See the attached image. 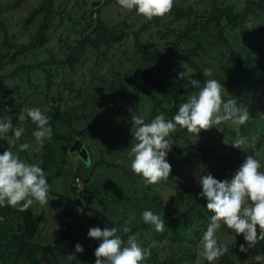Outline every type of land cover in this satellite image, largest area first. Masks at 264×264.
<instances>
[{
	"label": "rangeland",
	"instance_id": "374dc122",
	"mask_svg": "<svg viewBox=\"0 0 264 264\" xmlns=\"http://www.w3.org/2000/svg\"><path fill=\"white\" fill-rule=\"evenodd\" d=\"M247 0H175L177 4L192 6L196 11L210 8L213 4L227 6L235 5L241 9ZM45 0H0V53L6 55L0 62V121L16 120L24 109L38 107L46 115L51 110L54 99L61 98L58 103L68 114L65 121H74L77 130H87L85 137L79 138L89 150V161H84L78 153L71 154L62 149L61 143H54L46 153L45 146L36 145L32 135H27L28 128L15 146L7 138L0 139V154L7 149L19 155L29 164H38L46 173L50 185L48 204L34 203L31 213L39 221V232L34 244L42 247L43 264H95V249L100 241L90 239L88 230L93 227H117V233L123 239L127 235L138 234L142 247L157 253L161 259H168L184 251V243L173 241V231L170 228L172 215L179 210H185L191 197L198 201L204 200L198 196L201 191L199 180L202 176L211 174L215 178L222 169L211 173L210 169L201 163L200 147L207 149L220 143L223 153L234 154L238 159L252 155L261 161L264 171V140L255 145L246 142L241 149L232 146L241 137L239 126L231 121L223 123L208 131L201 130L198 136H183L177 143L170 135L168 139L173 144L166 159L171 164L169 180L157 185L145 186L141 177L132 173L131 157L129 155L133 141L134 126L131 117L140 115L150 122L151 106L140 105V114H136L133 104L136 100H126L120 94V88L125 81L136 77L133 85L126 88L130 94L142 79L141 54L136 49L137 35L141 40L166 45L158 39L157 30L151 28L143 32L150 21L138 16L135 11L122 9L117 0H57L54 5L50 23V31L46 35L47 42L37 46L41 27L46 23V15L41 14L32 18L33 11L39 9ZM94 4L100 5V20L105 21L110 28L129 27L128 37L122 43L112 44L109 49L101 46L100 50L88 49V52L73 62L67 61L73 49L82 44L86 34H91L95 26H90L92 11L97 12ZM57 17V18H56ZM167 16L162 22L170 28H183L186 22L175 23ZM30 21V23H28ZM128 22V23H124ZM251 26V29L249 28ZM264 26V14L252 18L245 33L256 34ZM230 33V32H229ZM263 38H252L242 35L239 38L248 49L259 53L264 51ZM234 41V39H231ZM211 38L204 42L206 54L202 52V69L211 70V76L221 80L224 73L220 70L223 59L222 51L225 45H212ZM32 45L30 50L17 55V60L11 61L14 53L21 51L23 46ZM83 45V44H82ZM242 47V46H241ZM162 51H164L162 49ZM228 57L231 53H228ZM168 69L178 68L180 64L167 65ZM52 73V87H47V74ZM177 73V78H178ZM94 81L96 88L90 83ZM169 83L157 91L167 109L173 104L168 92ZM98 91V92H97ZM96 92V96H94ZM45 95H48L46 102ZM95 97V98H94ZM250 112L259 113L258 109L245 106ZM250 115V113H249ZM16 117V118H15ZM29 120L25 121V126ZM227 126V129L224 127ZM233 129L234 134L226 136V130ZM183 129L177 127L178 134ZM10 136L11 134H5ZM30 139V141H29ZM20 143L30 145L27 151H19ZM186 155H182L175 148ZM75 176H79L84 189L89 190L90 197L75 195L72 190ZM5 207H0L4 212ZM151 210L165 221V230L156 232L153 226L145 224L142 213ZM131 232H123L124 221ZM203 235V234H202ZM192 238L186 245L191 247L192 260L195 264H208L202 256L200 240ZM218 242L226 244L228 249L235 248L236 235L226 226L216 233ZM83 246V253L75 252V245ZM74 254L76 259L69 260L67 256ZM257 257H261L257 260ZM222 258V257H221ZM219 260L213 264L220 263ZM239 264H264V255L248 256L238 260Z\"/></svg>",
	"mask_w": 264,
	"mask_h": 264
},
{
	"label": "trees",
	"instance_id": "16d2710c",
	"mask_svg": "<svg viewBox=\"0 0 264 264\" xmlns=\"http://www.w3.org/2000/svg\"><path fill=\"white\" fill-rule=\"evenodd\" d=\"M56 2L57 0H45L39 9L32 13V18L41 14L46 15V23L40 29L37 46L47 42L46 35L51 28L49 21ZM93 6L97 9V12L92 11L89 25L95 26L94 31L85 35L82 40L83 45L79 44L80 46L77 49H73L72 54L67 59L69 62L84 56L88 49L100 50L101 46L109 49L112 44L122 43L128 37L129 32L125 31L129 27L128 24H124L121 29L108 27L105 21L100 20V5L94 4ZM262 14H264V0H247L241 9H237L235 5L221 6L213 4L210 8H205L199 12L190 5L183 6L174 2L170 14L164 18H154L143 29V32H148L149 29L155 28L158 39L166 42V45H163L164 47L145 42L141 40V34L137 35L136 49L142 57L140 62L142 84L140 82L138 90L135 87L130 94L126 91V88L133 85L136 77L134 79L132 77L131 80L125 81L120 88L121 96H124L126 100H136L133 109L136 114H140L139 109L143 103L142 97L144 94L146 97L145 105L149 106L150 104L152 109L150 121L162 112L165 114L166 119H172L179 106L186 102L191 95L197 93L198 89L192 88L187 80L177 78L178 68L168 69L167 65L181 64L182 71L191 70L192 78L200 81L201 84L204 80L216 79L215 77L204 76L201 61L197 60V58L203 59L202 52L203 54L207 53L204 42L209 37L213 42L212 45H225L227 48V50L222 51V57L228 60H222L220 65V70L224 73V76L221 80H218L225 88L224 100L234 97L237 98L240 106H250L259 110V113L248 110L250 113L249 120L246 124L239 126L241 137H246L248 142L255 145L261 144L264 140V51L256 53L248 49L243 45L242 39L239 38V33L244 36L250 35L252 38H263L264 26H260V30L256 34H252L251 31L248 34L245 33L250 20ZM167 16L173 18L172 22H186L187 25L183 28H170L166 22L162 25V19L164 20ZM124 23L128 22L124 21ZM231 39H234V41H231ZM31 47L32 45L23 46L21 51L14 53L10 62L17 60L18 54L30 50ZM228 53H231L230 57L227 56ZM0 54L2 58L6 57L3 52ZM3 63L0 62V67ZM51 76L52 73L47 74L46 85L48 89H51L53 84ZM166 82L169 83L168 92L173 104L171 109L164 107L157 94L159 89L165 88ZM94 84V81L90 83V85H93V89L96 88ZM94 96H96V92ZM45 98L47 102L48 95H45ZM52 102L50 104L51 110L46 115L50 118L53 136L51 141L44 143L46 153L49 152L54 143L58 142L61 143L64 151H68L70 146L79 138L85 137L87 130L75 129L73 120L65 121L64 116L68 112L62 110L58 104L62 102L61 98L54 99ZM25 127H29L27 135H31L35 129V125L30 120ZM224 129H227V126ZM226 131L228 137L234 134L233 129ZM191 134L183 129L178 134L171 133L170 135L178 143L180 136H191ZM32 138L34 137L32 136ZM218 147H220V143L208 149L207 147H200L198 153L201 155V163L206 168L208 167L213 174L216 169H222L220 173H217L216 179L231 181L246 158L238 159L234 154L223 153V150ZM175 148L182 155H186L179 149L178 144ZM75 179L72 186L75 195L90 197L88 189L76 193ZM187 193L191 203L188 204L185 210H179L172 215L170 221V228L175 238L173 241L183 242L185 245L184 251L180 250L168 259H161L157 253L151 252L150 258L144 261L143 264H195L192 260L191 247L185 243H189L192 238L198 239L206 231L212 213L206 209V199L196 201L191 197L189 190ZM38 232L39 221L33 217L31 206L24 212L6 206L4 212H0V264H43L42 247L34 244ZM241 244L246 245V242L243 236L239 235L235 242V248L229 249L218 264H239L238 260L240 258L264 255V241L257 243L247 253L239 250Z\"/></svg>",
	"mask_w": 264,
	"mask_h": 264
},
{
	"label": "clouds",
	"instance_id": "9594fccd",
	"mask_svg": "<svg viewBox=\"0 0 264 264\" xmlns=\"http://www.w3.org/2000/svg\"><path fill=\"white\" fill-rule=\"evenodd\" d=\"M175 0H117V4L126 11H135L146 21L154 18H164L170 14ZM251 29V26L249 25ZM211 70L205 69L204 76H211ZM180 80H187L198 92L182 103L172 119H166L162 112L150 122L140 115L131 117L134 126L133 141L129 155L131 171L141 177L145 186L157 185L169 180L171 164L166 157L172 149L168 139L171 133L186 129L189 133L199 135L201 130L208 131L216 126L231 121L233 125L241 126L249 120V112L245 106L238 104L237 98L224 100L225 88L216 79L200 81L192 78L191 70L178 73ZM18 124L11 119L0 121V139L7 138L15 146L25 134V121L30 120L35 129L31 135L36 145L43 146L51 141L53 131L50 118L38 107L24 109L17 116ZM10 131L12 135L6 136ZM247 142L246 137H238L232 146L241 149ZM28 143H20L19 151L29 149ZM261 161L248 155L231 181L216 179L208 174L200 178V198L206 199V209L212 213L210 223L200 240L202 256L208 262L219 260L228 251L226 244L218 242L216 233L226 226L236 235H242L245 244L239 246L241 252L247 253L257 243L264 241V171ZM50 185L46 173L38 164H29L19 155L10 150L0 154V207L11 206L24 212L34 203L48 204ZM145 224L153 226L156 232L165 230V221L151 210L142 213ZM124 221L123 232L128 234L131 229ZM117 227L101 229L93 227L88 230V237L100 241L95 249V264H143L150 258L151 251L142 247L138 234L127 235L123 239L117 233ZM84 248L77 243L76 253H83ZM75 260L74 254L67 256ZM261 257H257L260 260Z\"/></svg>",
	"mask_w": 264,
	"mask_h": 264
},
{
	"label": "water",
	"instance_id": "95a60500",
	"mask_svg": "<svg viewBox=\"0 0 264 264\" xmlns=\"http://www.w3.org/2000/svg\"><path fill=\"white\" fill-rule=\"evenodd\" d=\"M12 122L14 125L18 124L17 120H13ZM10 134L12 135L11 131ZM69 152L71 154L78 153L84 161H89V150L81 139H78L74 144L70 146Z\"/></svg>",
	"mask_w": 264,
	"mask_h": 264
},
{
	"label": "built area",
	"instance_id": "2783aa9c",
	"mask_svg": "<svg viewBox=\"0 0 264 264\" xmlns=\"http://www.w3.org/2000/svg\"><path fill=\"white\" fill-rule=\"evenodd\" d=\"M75 186H76V189H75L76 193H81L84 191V187L82 185V182L79 176H77L75 179Z\"/></svg>",
	"mask_w": 264,
	"mask_h": 264
}]
</instances>
